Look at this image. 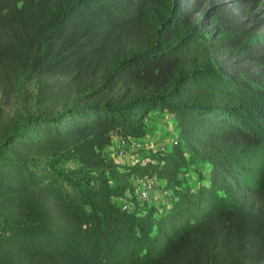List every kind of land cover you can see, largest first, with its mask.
<instances>
[{"label": "trees", "instance_id": "obj_1", "mask_svg": "<svg viewBox=\"0 0 264 264\" xmlns=\"http://www.w3.org/2000/svg\"><path fill=\"white\" fill-rule=\"evenodd\" d=\"M199 6L0 0V88L21 90L0 133V264H264V34L229 4ZM54 79L77 93L53 110L37 93ZM155 108L176 115L172 150L116 162L113 135L144 136ZM199 160L210 181L186 189ZM145 176L172 190L166 212L116 202Z\"/></svg>", "mask_w": 264, "mask_h": 264}, {"label": "rangeland", "instance_id": "obj_2", "mask_svg": "<svg viewBox=\"0 0 264 264\" xmlns=\"http://www.w3.org/2000/svg\"><path fill=\"white\" fill-rule=\"evenodd\" d=\"M194 1L196 0H184V4L190 5ZM198 2L200 6L194 11L197 18H202L204 11L211 8V4H229L230 8H233L238 14L242 15L244 20L257 27V30L264 34V0H198ZM64 81L63 79L48 81L37 93L41 98L44 97L45 101H50L49 105L53 110L55 107L62 105L64 95L71 100L75 98L77 93L76 84L69 85ZM95 84L96 82L92 79L88 80L85 86L93 87ZM35 85V81L29 80L22 87L27 97L28 109L30 108ZM65 89H67V92H64ZM20 95L21 90L16 76H10L5 81L4 87L0 88V133L3 125L10 121L19 108ZM56 98L57 101L55 102ZM145 122L146 132L142 137L124 138L116 134L113 135L111 144L106 147L109 156L120 164L132 165L137 162H145L158 152L171 151L173 145L179 140L176 115L168 110L155 108ZM121 151H124L123 155L120 154ZM262 159H259L261 165L264 163V158ZM76 165L77 161L71 160L62 163L61 167L73 168ZM210 171L211 165L206 161L190 162L181 170L179 178L182 180L184 188L196 190L201 184H208ZM131 193L127 192L122 198L120 201L121 206L130 203L132 207H129V210L135 209L134 211L138 212L147 207H154L159 213L166 212L173 201L172 190L167 187V182L161 178L155 185L150 199L142 200Z\"/></svg>", "mask_w": 264, "mask_h": 264}, {"label": "built area", "instance_id": "obj_3", "mask_svg": "<svg viewBox=\"0 0 264 264\" xmlns=\"http://www.w3.org/2000/svg\"><path fill=\"white\" fill-rule=\"evenodd\" d=\"M121 155L124 154V151H121L120 153ZM159 178L157 176H145L143 178H135L133 180V190L129 191L132 192L131 194H134L136 197H138L139 199L142 200H148L150 199L151 193L154 191L155 189V185L157 184ZM123 197H118L116 198V202L118 203V205L120 206L121 209L123 210H127V211H134L133 210H129V207H132L130 203L125 204L124 206H121V200ZM126 201V200H125ZM128 202V201H126Z\"/></svg>", "mask_w": 264, "mask_h": 264}]
</instances>
